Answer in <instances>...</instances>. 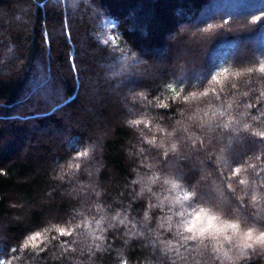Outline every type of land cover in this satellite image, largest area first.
Segmentation results:
<instances>
[{"label": "trees", "instance_id": "1", "mask_svg": "<svg viewBox=\"0 0 264 264\" xmlns=\"http://www.w3.org/2000/svg\"><path fill=\"white\" fill-rule=\"evenodd\" d=\"M262 60L264 0H0V260L264 264L183 239L201 208L264 231ZM223 68V98L200 97Z\"/></svg>", "mask_w": 264, "mask_h": 264}, {"label": "snow or ice", "instance_id": "2", "mask_svg": "<svg viewBox=\"0 0 264 264\" xmlns=\"http://www.w3.org/2000/svg\"><path fill=\"white\" fill-rule=\"evenodd\" d=\"M260 17H256L255 20H260ZM108 41H105V44H107ZM247 73L254 74L259 73L261 78H264V60H262L258 67H248L246 69ZM224 73H229L228 68H223L220 70L219 73L213 74L211 76V80L209 82V87L205 90L199 93L200 97H208L210 94L214 96L216 100H221L222 93H225L228 88L227 83V77H223ZM241 73L236 72L234 75L239 76ZM223 77V79L221 78ZM216 85H220L219 88L216 87ZM168 89L175 93V88L172 85L167 86ZM232 88L236 87L235 83L231 84ZM245 95H247L245 93ZM262 96H264V92L261 93ZM197 99V94L195 92L189 93L188 95H185L183 97V100L185 102L189 101V98ZM163 107V105H161ZM133 124H138L139 121H131ZM219 127V126H218ZM224 127H227V125H224ZM170 135V134H169ZM254 135H258L261 138H264V132L255 133ZM149 143H152V141H149ZM172 150H175L176 145L173 144L171 146ZM81 156H86V152L79 153ZM167 155V154H165ZM76 167H79V165H76ZM234 172H239V169H235ZM243 183V181H241ZM189 195H192V193H186L185 199L188 198ZM219 218L215 215L209 214L205 209L201 208L198 212L194 213L192 219L190 221H186L184 223V228L187 232L191 233L192 235L183 237L185 240H194L198 236L203 237L205 234L216 238L217 236L223 235L224 240L231 242L234 238H238L240 241V249H241V255L242 256H248L247 253H244L242 249H250L251 255H261L264 256V231H260L258 235H254V231L251 227H248L246 231H241V226L238 223L235 222H228V221H219ZM78 227V226H77ZM231 230V235L226 234L227 230ZM56 231L61 235H70V231L66 228L60 227L57 228ZM42 233L37 232L34 235L27 238V241L23 245L25 249L31 245L33 248L36 247L35 242L40 239ZM235 246V245H234ZM258 246V247H256ZM72 251H75L73 249ZM240 257H235V259H239ZM0 264H7L5 260H0ZM245 264H248V261H245Z\"/></svg>", "mask_w": 264, "mask_h": 264}, {"label": "rangeland", "instance_id": "3", "mask_svg": "<svg viewBox=\"0 0 264 264\" xmlns=\"http://www.w3.org/2000/svg\"><path fill=\"white\" fill-rule=\"evenodd\" d=\"M235 8L236 7H234V6H232V7H229L228 8V11L230 12V13H232V14H235V13H237L236 12V10H235ZM180 33L182 34V35H184L186 38H187V40L189 41V42H195V40L197 39V38H199V35L198 34H196V33H194L193 31H190V28L189 27H186V26H184V27H182L181 29H180ZM180 55L183 57V58H186V57H188L189 55L187 54V52L184 50V49H181V53H180ZM212 59V58H211ZM189 73H182V77L184 78H187V77H195L193 74H190V75H188ZM45 93V94H48L49 92H50V80H48V81H46V82H44V83H42L41 85H39V86H37L35 89H34V91H33V93H36V94H40V93H42V91ZM66 174H67V172H66Z\"/></svg>", "mask_w": 264, "mask_h": 264}]
</instances>
